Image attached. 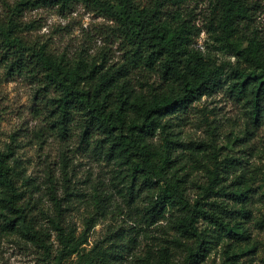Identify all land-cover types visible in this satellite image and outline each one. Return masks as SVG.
<instances>
[{"label":"rangeland","instance_id":"rangeland-1","mask_svg":"<svg viewBox=\"0 0 264 264\" xmlns=\"http://www.w3.org/2000/svg\"><path fill=\"white\" fill-rule=\"evenodd\" d=\"M16 1L0 0L1 19ZM138 1L144 5L150 0ZM211 1L188 0L179 10L205 27ZM250 3L244 29L264 40V0ZM24 20L33 23L26 33L30 39L72 61L104 63L109 68L125 60L127 45L116 22L93 3H76L69 9L43 5L26 10ZM198 43L212 62L224 65L226 82L193 102L184 114L166 117L167 131L176 141L171 173L192 201H217L229 213L247 203L251 210L249 217L224 214L235 216L234 222H240L249 234L234 247L236 252L228 257L226 243H220L200 264H264V118H252L249 105L231 92L232 72L246 64L218 49L206 28ZM134 75L131 84L140 98H150L155 89L170 88L158 76H147L152 86L143 87L142 74ZM39 87L38 77L10 74L0 49V151L13 153L20 183L26 178L31 182L23 187L28 189L25 200L38 222L52 229L50 219H56L67 232L85 239L87 250L107 249L108 264H152L165 255L170 264H183L192 242L181 237L176 227L182 212L171 209L153 222L148 213L152 190L139 184L132 187L130 165L107 156L99 146L101 137L84 142L78 120L68 129L56 123L48 107L53 92L47 95ZM151 141L159 147L162 138L156 135ZM208 185L222 195L213 190L205 195ZM234 192L248 194L249 201L235 200ZM1 224L0 264H60L56 251L48 257L38 244L5 232ZM200 229L209 237L215 234L208 222L201 221ZM61 264H75V259Z\"/></svg>","mask_w":264,"mask_h":264},{"label":"trees","instance_id":"trees-1","mask_svg":"<svg viewBox=\"0 0 264 264\" xmlns=\"http://www.w3.org/2000/svg\"><path fill=\"white\" fill-rule=\"evenodd\" d=\"M186 1L150 0L143 5L138 0H17L9 5L6 18H0V49L7 57L10 74L38 77L39 90L47 95L53 92L48 107L56 123L68 129L78 120L84 142L101 137L99 146L107 156L130 165L132 187L139 184L152 190L148 213L153 222L171 209L182 212L176 227L181 237L192 242L183 264H200L220 243H226L228 257L236 252L234 247L249 234L240 222H234L235 216L224 214L237 212L249 217L251 210L247 203L229 213L217 201H192L186 187L171 173L176 141L167 131L165 119L184 114L193 102L221 89L226 82L224 65L212 62L198 43L203 28L218 49L246 64L232 72L231 92L249 105L252 118H264V40L255 31L247 33L244 29L245 20L250 18V0H212L205 27L179 10ZM76 3H93L116 22L127 45L121 64L106 68L104 63L72 61L27 36L33 23L24 20L26 10L43 5L69 9ZM136 72L143 76V87L152 84L147 76H158L170 88L155 89L150 98H140L131 84ZM156 135L162 138L159 147L151 141ZM12 154L0 151V222L4 231L38 244L48 257L56 251L60 264L73 258L75 264H108L107 249L87 250L86 240L77 238L74 231L67 232L56 219H50L52 229L38 222L25 200L28 189L23 187L31 182L26 178L20 183ZM214 188L206 186L205 195L212 190L222 195ZM232 194L235 200L248 202L250 198L244 192ZM201 221L208 222L215 234L209 237L203 232ZM153 262L170 264L166 255Z\"/></svg>","mask_w":264,"mask_h":264}]
</instances>
